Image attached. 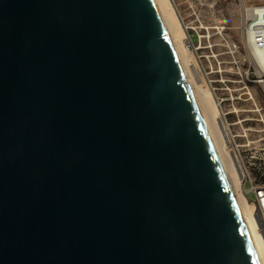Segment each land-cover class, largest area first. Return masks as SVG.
I'll use <instances>...</instances> for the list:
<instances>
[{"label":"water","instance_id":"obj_1","mask_svg":"<svg viewBox=\"0 0 264 264\" xmlns=\"http://www.w3.org/2000/svg\"><path fill=\"white\" fill-rule=\"evenodd\" d=\"M0 264H259L152 0H0Z\"/></svg>","mask_w":264,"mask_h":264},{"label":"rangeland","instance_id":"obj_2","mask_svg":"<svg viewBox=\"0 0 264 264\" xmlns=\"http://www.w3.org/2000/svg\"><path fill=\"white\" fill-rule=\"evenodd\" d=\"M170 1L183 30L182 42L188 46L187 51L182 55L190 78L196 87H202L208 92L214 104L215 109L209 104L207 107V103H204L217 139L221 135L216 122L221 117L222 111L230 110L234 105L240 110L239 119L252 120L246 123V127L256 132L252 133L251 139L258 140L261 125L255 121L257 116L253 112L255 107L250 98L252 97L259 107L264 108V93L256 85L245 88L247 77L252 81L255 76L253 69L248 72L249 50L242 35L241 8L243 5L264 4V0ZM226 42L234 43L240 48L239 69L227 53ZM216 97L224 100L221 107ZM232 98L234 102L231 101ZM220 139L219 141H222Z\"/></svg>","mask_w":264,"mask_h":264},{"label":"built area","instance_id":"obj_3","mask_svg":"<svg viewBox=\"0 0 264 264\" xmlns=\"http://www.w3.org/2000/svg\"><path fill=\"white\" fill-rule=\"evenodd\" d=\"M242 35L249 50V69H253L255 78L249 81L247 77L246 89L249 85H256L264 93V64L258 62L252 48L254 44L264 46V4L246 6L241 8ZM227 53L231 57L236 68L240 67L239 46L226 42ZM229 91L230 88H228ZM251 96V95H250ZM221 107L224 100L216 97ZM256 114L255 121L261 125L258 140L251 139L252 133H256L246 123L252 120L239 119V111L234 105L230 110L222 111L218 119L228 143V151L237 174L239 189L247 206L253 211V217L259 234L264 240V108L259 107L251 97ZM234 102V99H231ZM242 112V111H241ZM248 112V111H244ZM252 195V198H250Z\"/></svg>","mask_w":264,"mask_h":264},{"label":"bare ground","instance_id":"obj_4","mask_svg":"<svg viewBox=\"0 0 264 264\" xmlns=\"http://www.w3.org/2000/svg\"><path fill=\"white\" fill-rule=\"evenodd\" d=\"M152 2L160 16V19L164 25L166 33L168 37L170 38V41L177 54V57L179 59L180 65L184 73L185 80L188 83L190 89L192 90L197 100V103L203 113L204 119L210 131L211 137L216 147V150H217L219 159L221 161V164L223 166L224 172L230 183L231 189L233 191L236 203L238 205L242 220L246 227L247 233L249 235V238L253 246L254 252L256 254V257L258 259V262L259 264H264V240L258 232L257 225H256V222L252 214L253 211L247 206L244 198L242 197L240 193L239 183L237 180V174L235 172L234 165L231 160V155L228 151V143L226 140V136L220 125V122L218 121L216 122L218 125L217 124L216 125L219 128V132H220L219 135H221L222 138L221 137L220 138L222 139V141H219L220 138L217 139L216 137L217 135H215L213 131L214 129H212V126L209 120L210 118L208 119V116H207L208 111L206 112V108H205L206 106L204 103H207V107L209 104L210 106L213 107V109H215L213 106L214 104H212V99L206 90H204L202 87L198 88V86L196 87V85L193 84L190 78L189 71L186 68V65L184 62L185 58L183 59L184 55L182 54L187 51L188 46L184 45L182 42L183 30L180 25L179 19L175 13V10L170 0H152ZM258 45L254 44V48L251 47V49L253 53H255L258 62H261L264 64V46H258Z\"/></svg>","mask_w":264,"mask_h":264}]
</instances>
